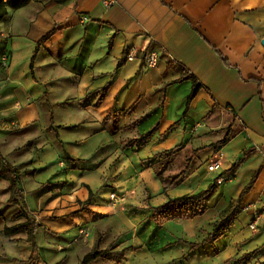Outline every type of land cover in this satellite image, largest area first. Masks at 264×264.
Segmentation results:
<instances>
[{
    "label": "crops",
    "instance_id": "0c3cea01",
    "mask_svg": "<svg viewBox=\"0 0 264 264\" xmlns=\"http://www.w3.org/2000/svg\"><path fill=\"white\" fill-rule=\"evenodd\" d=\"M6 9L0 162L2 171H17L40 226L36 252L27 230L5 232L27 218L14 217L20 205L9 203L10 181L0 177V264H68L73 257L78 264L95 247L126 249L121 264H143L128 243H112L115 233L141 223L153 235L164 230L165 244H183L178 260L186 264H264V0H115L110 7L31 0ZM54 27L33 74L37 43ZM150 50L160 53L155 66L145 62ZM185 71L202 84L189 108L193 81L173 82ZM155 125L147 141L131 143ZM167 157L162 180L155 167ZM258 171L233 224L191 248L187 242L207 237ZM220 174L233 178L217 183L196 215L158 229L148 219L153 207L206 189ZM91 190L96 196L83 207ZM90 264L119 263L97 257Z\"/></svg>",
    "mask_w": 264,
    "mask_h": 264
},
{
    "label": "trees",
    "instance_id": "16d2710c",
    "mask_svg": "<svg viewBox=\"0 0 264 264\" xmlns=\"http://www.w3.org/2000/svg\"><path fill=\"white\" fill-rule=\"evenodd\" d=\"M31 0H0V20L3 18V16L5 15V13H7V6H10L12 8H20L22 6L27 5ZM57 28L54 27L52 30H50L47 34H45L37 43V49L34 53L33 59H32V64H31V70L32 73L34 74V61L38 52V49L40 48V46L47 41L55 32H56ZM110 45H112V41L110 42ZM128 58V52L125 51L124 55L122 56V58L119 60L118 66H122L123 64H125L126 60ZM192 80L193 81V88L191 93L188 96V103H187V108H189L192 100L195 98L197 92L199 91V89L202 87L201 82L198 80V78L192 74L189 71H185L183 73V75L181 77H179L178 79L174 80L173 82H182L184 80ZM104 95L101 96L99 102L102 101ZM158 125H155L150 131L142 134L141 136L134 138L131 140V143H137L138 145H141L143 142L147 141L150 136L153 134V132L157 129ZM229 136H230V131L225 135L224 138H222L221 140H219L217 143L214 144V148L215 150L218 149L219 146L224 145L228 142L229 140ZM2 160V159H1ZM243 158L239 159L234 165L233 167L238 166L241 162H242ZM170 162V158L167 157V159L165 161H163L161 163L160 166H156L155 167V172L158 175V177L160 179L163 180V172L164 170L168 167ZM2 166H3V162H0V177H5L6 179H8L10 181V189L12 191V195L9 199V203H17L20 205L21 210L14 215L15 218L20 217V216H24L27 218V221L24 223H19L17 225H14L12 227H6L5 228V232L6 233H11V232H16L18 230L24 229L27 230L28 232V239L32 244L33 247V251L36 252L38 251V245H37V241H36V230L39 228L40 224L34 220L30 213L27 211L29 209V202L27 200V198L24 195L23 190L21 189V187L18 184V180H19V175L17 174V171L15 169H13L12 167H10V169H8V171H2ZM188 169V167H187ZM182 172V174L186 173V170ZM259 172H256L254 174V176L252 177L251 181L244 187V189L242 190L239 198L237 199V201L235 202V204L232 206L231 210L224 216L222 217L216 224L214 229L208 234L207 237H205L203 240L201 241H196V242H187L191 248H196L198 246H200L202 243L212 239V238H217L219 237L226 229H228L234 222V220L237 218V216L239 215L241 208H242V201L245 197V195L252 189V187L254 186ZM217 185V178L211 183L209 184V186L206 189H203L197 193L191 194V195H183L180 197H176V198H170L168 201H166L163 204H160L156 207H153L155 211H163L165 209H169L170 207L173 209H177V208H187L189 206H192V211L193 214H195V205L197 203L202 204L215 190ZM100 191V189L98 190ZM96 194L91 190L90 192V196L89 198L85 201L84 206L86 207L88 205H90L93 201V199L95 198ZM256 251H253L251 253H247L245 255H243L240 260H246L252 257V255L255 253ZM126 254V249H122V250H114L110 247L108 248H104L101 249L99 247H95L94 249H92L90 252H88L84 258L82 259V261L78 264H90L91 261H93L94 259H96L97 257H102L108 260H113L116 261L117 263L121 264L124 262V257Z\"/></svg>",
    "mask_w": 264,
    "mask_h": 264
},
{
    "label": "rangeland",
    "instance_id": "374dc122",
    "mask_svg": "<svg viewBox=\"0 0 264 264\" xmlns=\"http://www.w3.org/2000/svg\"><path fill=\"white\" fill-rule=\"evenodd\" d=\"M160 165L161 164L157 166H160ZM234 204L235 203H233V205ZM142 207H144V204ZM151 210H152L151 212L152 214H150V217H148V219L150 218L155 223L157 229L162 228L166 220L180 222L185 219L191 218L197 213V210L195 209V214H193L192 206H189L187 208H177V209H173L170 207L169 209H165L163 211H155L153 209ZM228 212L222 215L221 218L224 217ZM152 233H153L152 230H150L146 224L141 223V225L138 224V226L133 229L123 230L120 234L115 233L113 236L112 243L113 244H115L116 242L122 243L120 242L121 240H123L125 243H128L129 250L130 251L136 250L137 255L139 256L143 264H186V262L184 261L181 262L180 260H178V257H180L181 255H184V252L180 251V249L183 248L182 247L183 244L167 245L164 242H162V241H165V239H162V237L165 235L164 230L159 229L158 231H156V235H153ZM111 234L113 235L112 232ZM130 234H131V238H127ZM62 235L63 234L59 236V239L62 245L61 247H64V245H66L65 241L67 239L66 237H63ZM206 235H208V232L205 234V236ZM99 236H102V235L99 233ZM99 236L97 235V238H99ZM137 238H139L140 240H138ZM73 259L74 257L69 260L68 264H71V261ZM39 262L40 261H38V263ZM27 263L37 264V259L30 258L27 260Z\"/></svg>",
    "mask_w": 264,
    "mask_h": 264
},
{
    "label": "built area",
    "instance_id": "2783aa9c",
    "mask_svg": "<svg viewBox=\"0 0 264 264\" xmlns=\"http://www.w3.org/2000/svg\"><path fill=\"white\" fill-rule=\"evenodd\" d=\"M114 2H115V0H103V4L107 7L112 6ZM159 58H160V53L158 51L150 50L147 52V54L145 56V62L148 66H155L158 63ZM8 60H9V54L5 53L3 55V64H7ZM214 166L215 165H211L210 168H214ZM231 178H233V175H231V174H228V175L220 174L217 177V183H222L223 181L229 180ZM18 184H19V182H18ZM110 198L113 201L117 200V195L114 191L110 194ZM257 223H258V216L255 218V221L252 223V226L254 227Z\"/></svg>",
    "mask_w": 264,
    "mask_h": 264
}]
</instances>
